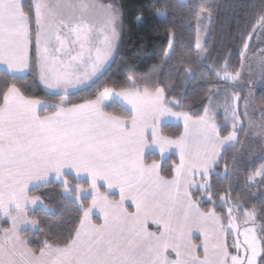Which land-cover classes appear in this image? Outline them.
I'll return each mask as SVG.
<instances>
[{
  "label": "snow or ice",
  "instance_id": "6c2138e0",
  "mask_svg": "<svg viewBox=\"0 0 264 264\" xmlns=\"http://www.w3.org/2000/svg\"><path fill=\"white\" fill-rule=\"evenodd\" d=\"M189 7L199 9L191 11L194 48L178 52L182 41L168 28L161 63L148 75L129 74L127 87L101 86L94 98L73 102L69 95L96 86L112 61L123 6L113 0H0V264H264V222L258 230L256 209L234 203L230 190L214 195L212 184L221 177L223 154L241 143L240 132L264 142V119L250 118L247 97L240 112L239 89L225 97L220 124L213 108L219 90L209 92L202 114L193 115L176 110L181 101L157 86L161 67L181 53L207 66L225 88L240 80V70L230 71L227 61L208 65L202 36L212 12ZM155 14L168 23L167 13ZM250 27L240 34L241 68L249 41L264 36V11ZM256 59L264 71V47ZM37 82L46 98L28 94ZM172 119L184 127L175 138L161 134ZM171 149L179 163L169 179L156 159L148 160L157 153L163 160ZM257 177L264 184V163L246 183ZM48 189L58 190L77 213L78 223L62 236L59 225L46 230L37 218L53 214ZM29 232L43 235L37 250L22 239Z\"/></svg>",
  "mask_w": 264,
  "mask_h": 264
},
{
  "label": "trees",
  "instance_id": "16d2710c",
  "mask_svg": "<svg viewBox=\"0 0 264 264\" xmlns=\"http://www.w3.org/2000/svg\"><path fill=\"white\" fill-rule=\"evenodd\" d=\"M118 5L123 6V27L121 29L120 40L115 57L110 66L104 72L98 84L92 89L84 92H76L69 95V100L73 102H83L88 97L94 98V93L101 86H112L117 84L123 87L126 76L133 74L136 77L148 75L153 66L161 63L162 50L167 45V29L172 28L176 38L182 41L177 45L178 52L182 49L186 52L189 48H194L196 42V20L191 16L190 5L200 4L211 10L212 19L209 35L205 43L207 47L206 55L209 57L208 65L216 68L222 67L227 61L229 70H239L241 67L240 52L242 43L241 32L247 34L251 31V24L254 23L258 14L264 11V0H116ZM167 13L168 23L163 24L157 18L155 12ZM142 19L137 21L136 17ZM159 87L166 89L168 99L175 98L181 101V108L176 110L188 111L190 114H202V109L208 99L209 92L215 93L219 90L220 95L215 96L213 108L217 112V122L224 123L225 97L231 96V84L227 88L223 86V81L218 80L207 66L195 60L194 56L179 54L169 67H161L158 76ZM45 90L38 82L28 89V94L37 98H46ZM254 105L259 109H264V72L261 83L258 86L254 98ZM231 100L227 101L230 105ZM115 111L118 113L120 107L117 104ZM230 130V128H229ZM182 133V127L175 124L162 126L161 134L175 138ZM222 135H227L223 132ZM243 132L238 134L240 140ZM237 149L230 148L223 156L224 159L219 164L218 170L220 178H213V193L224 194L231 191L233 202L242 203L247 209L255 208L257 211L258 230L264 222V194H254L250 187L239 190L232 183L230 177L224 178L225 166L229 168L233 152ZM156 159L161 164L162 174L171 178L172 169L178 164L176 156L171 155L160 160L158 155L149 158ZM260 161L254 163L245 172L246 174L257 169ZM264 185V184H262ZM231 186V187H230ZM104 189H102L103 191ZM43 191V190H42ZM51 193L50 202L53 209L52 215H45L41 212L38 215L41 223L46 226L59 225L55 231L59 236L71 230V225L78 223V217L74 205L62 200L58 190L48 189ZM116 198V197H115ZM210 207V205H208ZM202 210H206L203 209ZM9 225H5L7 227ZM1 234V233H0ZM22 239L29 241V247L37 250L41 246L43 235L36 236L29 232ZM231 239V238H230ZM38 254V251H37Z\"/></svg>",
  "mask_w": 264,
  "mask_h": 264
},
{
  "label": "rangeland",
  "instance_id": "374dc122",
  "mask_svg": "<svg viewBox=\"0 0 264 264\" xmlns=\"http://www.w3.org/2000/svg\"><path fill=\"white\" fill-rule=\"evenodd\" d=\"M102 2H108V0H102ZM114 3L117 4L116 0H113ZM118 5V4H117ZM208 29L210 30L211 21H205ZM209 35V31L206 35L202 36V43L205 44ZM250 47L247 50L248 59L245 60L243 68L240 67V80L236 83H230L234 88L239 89V95L241 96V102L239 105V110L241 113L244 111L243 98L247 97L249 100V116L251 119L260 122L262 118L261 113H264V109H259L254 105L253 98L254 94L261 83V78L263 72L261 67L257 63V54L261 47H264V36H260L259 33L255 34L253 39L249 41ZM118 45V41H117ZM116 45V48H117ZM116 52V51H115ZM251 91V95L249 92ZM232 104V101L230 105ZM224 114V110H222ZM230 128V124L228 125ZM247 128V125H246ZM240 144H237V149L233 152L232 161L227 169L228 176L230 177L232 183L239 190H244L246 187H250L254 194H264V185L259 183L260 177H257V183L249 186L247 182L248 176L251 175L254 171L246 174V170L250 168L254 163L260 161L257 169L260 167L264 160L260 159V155L264 152V142H262L261 138L255 135L251 131L243 132V135L240 139ZM235 159V167L237 171L233 173L234 159ZM224 174V172H223ZM256 227L258 229V220H256Z\"/></svg>",
  "mask_w": 264,
  "mask_h": 264
},
{
  "label": "crops",
  "instance_id": "0c3cea01",
  "mask_svg": "<svg viewBox=\"0 0 264 264\" xmlns=\"http://www.w3.org/2000/svg\"><path fill=\"white\" fill-rule=\"evenodd\" d=\"M73 2H78V0H73ZM119 40H120V38H119ZM119 40H118V43H119ZM117 47H118V45H117ZM116 50H117V48H116ZM115 54H116V52H114L113 53V59H114V57H115ZM113 59H112V61H113ZM111 61V62H112ZM111 62H110V64H111ZM110 64H109V66H110ZM108 66V67H109ZM107 67V68H108ZM107 70V69H106ZM42 86V85H41ZM43 87V86H42ZM46 90V89H45ZM70 91V93L71 92H76V90H74V89H70L69 90ZM119 105V104H118ZM169 124H175V125H180L181 127H182V133L184 132V127H183V121L181 120V121H176L175 119H172L171 120V122L169 123ZM192 135H193V138L195 137V128L193 127V129H192ZM157 155L159 156V154L157 153ZM171 155H174V156H176L177 157V159H178V163H179V154H178V151L177 150H175V149H171V150H169L166 154H165V157H164V159H166L167 157H169V156H171ZM159 163V162H158ZM171 179V178H170ZM197 179H199L198 177H197ZM104 190H106V189H104ZM116 199H119V195H118V190H117V194H116ZM129 203V206H130V202H128ZM130 210H132V206H130ZM93 222L95 223V222H97V220H96V218L94 217L93 218ZM153 228H154V226H153ZM0 235H2V233L0 234ZM194 236H199V240L197 241L198 243L199 242H202V240H203V236L202 235H200L199 233H194ZM201 255H202V252H201Z\"/></svg>",
  "mask_w": 264,
  "mask_h": 264
}]
</instances>
